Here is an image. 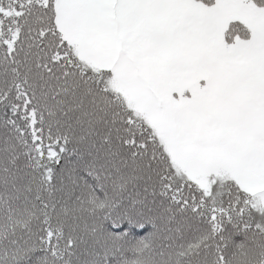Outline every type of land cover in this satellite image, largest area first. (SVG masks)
<instances>
[{"label": "snow or ice", "instance_id": "6c2138e0", "mask_svg": "<svg viewBox=\"0 0 264 264\" xmlns=\"http://www.w3.org/2000/svg\"><path fill=\"white\" fill-rule=\"evenodd\" d=\"M0 264H264V0H0Z\"/></svg>", "mask_w": 264, "mask_h": 264}]
</instances>
